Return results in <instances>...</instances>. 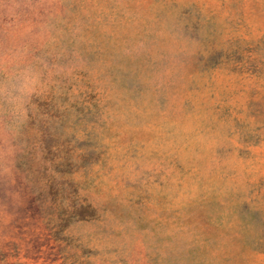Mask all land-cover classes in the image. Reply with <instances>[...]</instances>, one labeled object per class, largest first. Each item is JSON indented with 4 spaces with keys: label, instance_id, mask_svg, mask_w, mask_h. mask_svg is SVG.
I'll return each instance as SVG.
<instances>
[{
    "label": "rangeland",
    "instance_id": "1",
    "mask_svg": "<svg viewBox=\"0 0 264 264\" xmlns=\"http://www.w3.org/2000/svg\"><path fill=\"white\" fill-rule=\"evenodd\" d=\"M0 264H264V0H0Z\"/></svg>",
    "mask_w": 264,
    "mask_h": 264
}]
</instances>
